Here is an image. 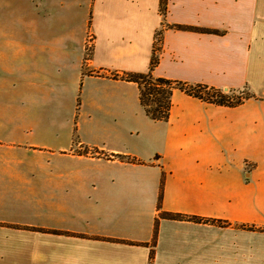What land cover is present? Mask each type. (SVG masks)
Returning a JSON list of instances; mask_svg holds the SVG:
<instances>
[{
  "label": "crops",
  "instance_id": "0c3cea01",
  "mask_svg": "<svg viewBox=\"0 0 264 264\" xmlns=\"http://www.w3.org/2000/svg\"><path fill=\"white\" fill-rule=\"evenodd\" d=\"M160 2L0 0V264H264V0ZM159 32L154 77L253 97L151 119L114 76Z\"/></svg>",
  "mask_w": 264,
  "mask_h": 264
},
{
  "label": "trees",
  "instance_id": "16d2710c",
  "mask_svg": "<svg viewBox=\"0 0 264 264\" xmlns=\"http://www.w3.org/2000/svg\"><path fill=\"white\" fill-rule=\"evenodd\" d=\"M167 2L168 0H161L160 8L161 12L165 14L167 9ZM177 29H187L193 31H200V32H209L207 29L201 28H192L178 25L176 26ZM160 50L161 47H157L154 44L153 55L150 64V71L148 73H123V74H115L114 78L122 79L129 82L137 83L140 89V101L142 106L144 107L147 115L156 121H165L167 122L170 118L171 109L173 106V94L176 90L183 91L184 93L193 96L202 100L203 102L213 103L217 105L223 106H231L235 107L241 105L246 100L251 99L253 96L251 94H247L246 96H236L235 92H224L222 89H217L214 87H209L204 84H196L190 85L186 82L182 81H175L161 77H154L152 71L157 67L160 60ZM91 53L88 54L90 56ZM99 156L105 158H115L121 161H128V162H137V160L132 159L127 156L123 155H111L107 153H97ZM163 194H164V178L161 182L159 200H158V207L161 210L162 208V201H163ZM160 217H165L167 219H174V220H188V221H195V222H216L215 220H205L204 218L198 216H187L182 214H175L170 212L162 211ZM218 223L227 225L228 223H222L218 221ZM159 228V221L156 222L155 233L153 243L156 245L157 238H158V230ZM254 229V227H251ZM154 257V251L151 254V260Z\"/></svg>",
  "mask_w": 264,
  "mask_h": 264
},
{
  "label": "rangeland",
  "instance_id": "374dc122",
  "mask_svg": "<svg viewBox=\"0 0 264 264\" xmlns=\"http://www.w3.org/2000/svg\"><path fill=\"white\" fill-rule=\"evenodd\" d=\"M92 37V36H91ZM90 37V39H92ZM155 44H156V46L157 47H161V32H159L158 34H157V36H156V40H155ZM89 46H90V44H89ZM88 46V47H89ZM92 51V49L89 47V53ZM224 92H227V91H224ZM228 92H230V91H228ZM227 92V93H228ZM247 94H249V93H245V92H235V95H233V98L234 97H236V96H238V95H240V96H246ZM247 166H249V165H247ZM223 223H226V222H223ZM228 223V222H227ZM229 224V223H228Z\"/></svg>",
  "mask_w": 264,
  "mask_h": 264
},
{
  "label": "water",
  "instance_id": "95a60500",
  "mask_svg": "<svg viewBox=\"0 0 264 264\" xmlns=\"http://www.w3.org/2000/svg\"><path fill=\"white\" fill-rule=\"evenodd\" d=\"M225 91H227L228 92V90L226 89Z\"/></svg>",
  "mask_w": 264,
  "mask_h": 264
}]
</instances>
